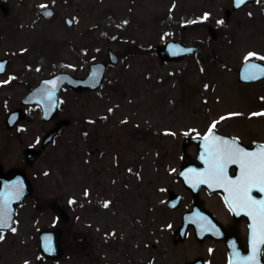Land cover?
Returning a JSON list of instances; mask_svg holds the SVG:
<instances>
[{"label":"rangeland","instance_id":"1","mask_svg":"<svg viewBox=\"0 0 264 264\" xmlns=\"http://www.w3.org/2000/svg\"><path fill=\"white\" fill-rule=\"evenodd\" d=\"M46 6L49 20L39 13ZM230 7L231 0H0V58L9 60L0 75L4 169L24 168L22 150L38 148L53 126L36 105H21L31 88L58 72L83 77L91 63H107L109 50L118 56L96 90H61L57 118L69 124L26 169L32 193L17 209L16 231L0 233V264H141L137 257L152 256L171 264L177 218L161 203L162 188L181 184L183 138L216 121L215 130L246 145L264 142V80L237 82L243 61L264 62V0ZM170 39L197 50L162 61L155 46ZM248 52L258 55L245 59ZM14 109L24 118L7 129ZM42 230L59 232V257L41 254ZM189 242L194 256L207 247Z\"/></svg>","mask_w":264,"mask_h":264},{"label":"water","instance_id":"2","mask_svg":"<svg viewBox=\"0 0 264 264\" xmlns=\"http://www.w3.org/2000/svg\"><path fill=\"white\" fill-rule=\"evenodd\" d=\"M231 11H235L243 7L245 4L253 2L254 0H244L242 4H237L236 0H232ZM53 11L51 9H45L41 14L45 18H49ZM229 11H226L228 16ZM68 24L70 22L67 20ZM196 48L194 46L185 45L179 41H167L162 45H158L155 51L161 60L177 61L184 57L191 55ZM7 60H0V72L4 71ZM117 61V55L109 51V62L114 64ZM255 65V67H253ZM105 71L104 63H94L88 68V73L84 78H76L67 73H59L51 78L42 79L38 86H36L32 91H30L25 97L22 98L21 104H36L41 109L40 119L42 121H49L56 117L57 106L59 100V93L62 86H68L74 91H92L96 90L100 83L102 82ZM264 79V63L260 61L248 60L245 61L237 71V80L241 83H253ZM53 81L54 83H48ZM51 93V95H49ZM24 115L19 109L10 112L6 119L5 125L8 129H11L19 120H21ZM67 120H58L54 127L47 131L42 137L40 149H34L32 147H27L23 150L24 161L26 164H32L40 155L41 149H43L54 137L56 132L64 125H67ZM216 135L225 136L214 130ZM228 137V136H226ZM232 139L233 137H229ZM203 136H191L186 137L182 143V159L183 163L180 166L177 177L181 180L183 184H189L181 173L185 172L187 169H202L205 167L204 161L201 159V152L203 150ZM243 147L248 148L250 151L258 150L261 145L264 144H254L251 147H247L240 141H237ZM194 144L197 148L196 156L194 160H190V156L186 153V149L189 145ZM235 166V173L233 175H239V166ZM204 184V183H199ZM18 192V198L10 199L8 202V207L10 209L11 219L6 223V225L0 226V230H9L12 228L14 223V215L16 213V208L22 203V200L29 196L32 192V187L29 184L25 174L15 168L9 169L6 172L2 171L0 165V203H2L7 198V193ZM232 212L239 213L237 210L231 209ZM189 220L187 217L183 218L182 230L186 227ZM200 230L198 227H196ZM195 228V229H196ZM197 231V230H196ZM213 237H219V234L214 231L211 232ZM38 246L40 250L48 257H57L61 254V247L59 244V233L44 231L38 236Z\"/></svg>","mask_w":264,"mask_h":264},{"label":"flooded vegetation","instance_id":"3","mask_svg":"<svg viewBox=\"0 0 264 264\" xmlns=\"http://www.w3.org/2000/svg\"><path fill=\"white\" fill-rule=\"evenodd\" d=\"M195 154L196 148L193 154H190V160L195 159ZM23 169L27 173V167ZM234 170V166L229 165L228 173L232 174ZM162 189L165 195L161 203L165 205L168 213H175L177 218V224L170 232L172 241L170 256H165L171 259V264H243V258L252 252V228L250 226L253 220L247 212L237 210L239 213H232L225 201L224 189L210 188L206 184H196V186L171 184ZM252 195L257 198L264 197V193L258 189H253ZM184 215H188L190 223L188 222L187 227L182 230ZM212 219L219 223L220 228L212 224ZM194 226L203 229L196 232ZM206 228L211 230H205ZM215 229L219 234L218 238H212L209 235V232ZM187 240L191 241L189 244L195 242L198 245L207 244V247L194 256L192 247L189 250L187 246H183ZM152 247L158 248L154 245H151ZM160 248L162 249L161 246ZM158 257L161 256L158 255ZM257 258L260 264H264V245H258ZM135 260L141 264H153L154 256L146 261L140 257Z\"/></svg>","mask_w":264,"mask_h":264},{"label":"snow or ice","instance_id":"4","mask_svg":"<svg viewBox=\"0 0 264 264\" xmlns=\"http://www.w3.org/2000/svg\"><path fill=\"white\" fill-rule=\"evenodd\" d=\"M243 2L244 0H236L237 4ZM207 16L208 13H205L201 19ZM256 55L258 53L248 52L245 59ZM48 83L54 82L49 81ZM205 87H208V85H205ZM227 115L234 114L228 113ZM221 119H224V117H221ZM216 124L217 122L213 121L203 134L201 159L204 161L205 167L202 169H187L181 175L185 176L187 182L193 186L202 182L210 188L219 187L224 189L226 193L225 201L229 208L247 212L253 220V224L250 226L252 228V252L243 258V264H260L257 255L258 245H264V197L257 198L253 196L252 190L258 189L264 193V145H261L258 150L250 151L237 142L239 138L230 139L226 136L216 135L214 133ZM199 135L197 133L198 137ZM231 164L239 166V175L228 174V167ZM18 195V192H8L7 198L0 203V226L6 225L11 219L8 202L10 199L18 198ZM107 203L105 201V205ZM11 230L16 231L15 228ZM205 230L210 231L211 229L206 228ZM0 239H4V236L0 235ZM25 264H28V262L25 261Z\"/></svg>","mask_w":264,"mask_h":264}]
</instances>
